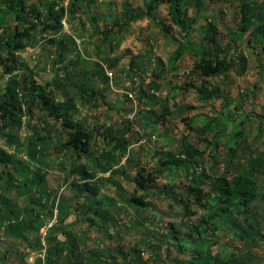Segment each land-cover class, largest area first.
<instances>
[{"label":"rangeland","instance_id":"1","mask_svg":"<svg viewBox=\"0 0 264 264\" xmlns=\"http://www.w3.org/2000/svg\"><path fill=\"white\" fill-rule=\"evenodd\" d=\"M52 1L27 0V22L39 16L44 24ZM157 1L61 0L64 31L39 27L24 40L18 64L51 101L76 103L71 119L92 142L79 156L67 145L72 132L36 109L21 128L0 131V157L13 164H0V264H23L21 256L68 264L69 250L48 261L58 234L69 236L78 264H192L198 250L203 264H264V0H241L261 11L243 33L238 0H181L183 14L197 21L189 34ZM151 5L150 18L126 25ZM209 25L217 49L206 40ZM21 30L11 16L0 35ZM186 44L197 55L185 50L178 58ZM217 52L223 70L206 78L197 67ZM2 81L0 70V99ZM75 169L93 178L97 194L76 197ZM237 176L256 184L251 216L235 204L204 222L206 195L216 194L211 182ZM49 199L53 215L39 207L35 221L33 205ZM32 222L22 237L11 230Z\"/></svg>","mask_w":264,"mask_h":264},{"label":"trees","instance_id":"2","mask_svg":"<svg viewBox=\"0 0 264 264\" xmlns=\"http://www.w3.org/2000/svg\"><path fill=\"white\" fill-rule=\"evenodd\" d=\"M61 0H53L50 4L48 10V18L44 24L40 21V17L37 16L38 21L36 23L27 22L26 16V2L27 0H0V30L4 29L6 20L8 17L14 16L16 21L23 28V31H17L13 36H9L6 33L0 35V70L3 72V78H7L6 83L3 82L5 88V94L0 99V131L5 130H15L22 127V120L24 115H31L33 109H36L39 112L47 113L48 117L56 123H61V126L64 130L72 132L69 137L67 145L75 150L79 156L87 155L89 146L92 142V137L85 133L79 125H77L72 119L71 114L76 110V103L72 99H68L65 102L55 103L49 98V91L46 89H41L36 86L34 80L32 79V72L26 66H20L17 62L16 55L18 52L25 50L26 45H24V40L29 42L32 39V33L37 31L39 27H42L44 31H52L62 33L64 31L63 20L65 17V9L58 8L59 2ZM239 1V11H240V29L239 32L243 33L247 30L248 25L254 20L259 19L261 16V11L258 10L257 4H251L248 2ZM158 4H165L170 6V13L172 15L175 24L180 28L181 32L191 33L192 27L197 24L196 20L190 21L182 11V2L181 0H160L157 1ZM196 6L198 10L202 8V3L197 1ZM57 9V10H56ZM155 10V6L151 5L148 7L147 12L144 15H138L132 19L126 21V25H130L132 22L139 21L141 19L150 18L152 12ZM67 15V14H66ZM20 28V27H19ZM21 29V28H20ZM206 33V40L213 46H216L217 41L215 29L212 25H209V29ZM263 29H259V33L262 34ZM35 37H33L34 39ZM180 44V43H179ZM185 50L190 51L193 54H196L189 44L180 45L179 50L177 51V57L180 58ZM220 51V50H218ZM5 53L6 56H2V53ZM197 55V54H196ZM61 61V60H60ZM202 63L198 65L197 69L202 72L206 77L218 76L223 70V64L221 62L220 54L217 52L215 55H208V57L202 58ZM163 70L160 73L154 74V77L157 78L162 74ZM153 90V89H152ZM141 95L144 92L140 89ZM154 92V91H152ZM146 95V94H145ZM214 96V95H213ZM211 96V97H213ZM217 98L228 102L227 97L221 93L216 94ZM166 102V101H165ZM169 111L165 110L164 115H168ZM8 139V138H7ZM12 142V139H8ZM128 145L127 142L124 143ZM6 156L0 151V156ZM0 164L7 166L13 165L11 159L4 160L0 157ZM181 161L175 163L176 166H180ZM72 175H80L81 184L77 188L73 189V192L76 193V197L83 192H88L89 194H97V190L93 188L91 182L93 178L90 175L84 173L82 169H75L71 173ZM196 176V173H195ZM212 183V190L216 192L215 196H211L210 193L206 195V201L209 203L211 210L203 218L204 222H209L218 212L226 213L230 210L232 206L237 204L239 207H242L240 211L243 214H246L247 217H250L249 206L257 199L258 190L256 184L242 176L234 177L233 179H226L220 177L217 180H214ZM200 192L201 191H197ZM136 203L142 205L143 202L138 199H134ZM33 202L32 212L35 216V221L39 219L36 216V210L39 207L48 208L49 211L53 210L55 207V200L49 199V204L43 203L42 201ZM53 215V211L51 213ZM79 216V215H78ZM68 218L60 219V230L65 232L67 228ZM35 227V222L25 225L21 223H16L11 226V230L15 235L22 237L24 230H31ZM69 237V236H68ZM63 240L60 238V235L55 237L57 241L56 251L50 252L48 254V261L51 263L55 258L63 256L65 251L69 250V259L68 264H78L79 258L77 255L76 249L73 247V244L68 238ZM202 257L197 260H192V264H203L205 251L198 250ZM23 264H29L25 257H22Z\"/></svg>","mask_w":264,"mask_h":264},{"label":"built area","instance_id":"3","mask_svg":"<svg viewBox=\"0 0 264 264\" xmlns=\"http://www.w3.org/2000/svg\"><path fill=\"white\" fill-rule=\"evenodd\" d=\"M63 25L65 26V23H64V22H63ZM109 76H110V75H109ZM130 98H132L131 95H130ZM52 226H53V225H52ZM42 231H43L44 234H46V229H43Z\"/></svg>","mask_w":264,"mask_h":264}]
</instances>
